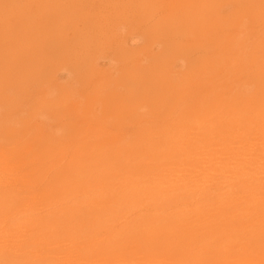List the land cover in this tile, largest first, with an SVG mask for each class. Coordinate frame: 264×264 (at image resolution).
<instances>
[{
	"label": "rangeland",
	"instance_id": "1",
	"mask_svg": "<svg viewBox=\"0 0 264 264\" xmlns=\"http://www.w3.org/2000/svg\"><path fill=\"white\" fill-rule=\"evenodd\" d=\"M205 129L214 158L246 142L249 173L264 172V0H0V184L11 201L0 198V208L12 207L8 221L62 210L63 196L44 194L60 185L59 166L68 169L63 183L73 171L85 182L69 199L86 201L134 165L174 173L185 157L170 150L177 142L187 149ZM143 144L163 146L161 166ZM244 196L259 202V217L245 226L264 227V189ZM86 233H22L0 243V264H182L137 237L117 250ZM204 263L264 264V251L242 241L224 246L222 260L186 264Z\"/></svg>",
	"mask_w": 264,
	"mask_h": 264
},
{
	"label": "bare ground",
	"instance_id": "2",
	"mask_svg": "<svg viewBox=\"0 0 264 264\" xmlns=\"http://www.w3.org/2000/svg\"><path fill=\"white\" fill-rule=\"evenodd\" d=\"M136 33L137 31L135 34ZM138 33L140 34V32ZM205 37L209 40V37ZM168 38L170 39V37ZM89 43H91V41ZM141 45L142 44H140V46ZM97 47H99V45H97ZM99 51H97V53H99ZM91 53L93 54V52ZM176 66H178V64H176ZM100 72L102 73V71ZM166 79L168 78H165V80ZM165 83L166 86L169 85L167 80ZM169 86H172V84ZM238 86L240 87V85ZM169 88L171 89V87ZM173 90L176 89L174 88ZM23 95L24 93L22 96ZM130 97L131 96H129V98ZM129 98H127V101L130 100ZM23 102L24 101H22V103ZM228 102L230 103V101ZM225 103L226 102L224 101V104ZM52 105H54L53 102ZM46 107L48 108L47 105ZM128 107L130 109L131 106H127V109ZM199 107H203V105ZM28 113L27 115L30 116ZM32 119L30 121H32ZM168 120L170 121L171 119ZM167 123L168 122H166V124ZM170 127L172 128V126ZM173 127H175V125ZM245 129L249 130L248 128ZM171 131L174 132L173 129ZM176 132L171 134L175 135ZM232 134H235L234 138L238 137V132H232ZM49 137L50 136H47V139ZM201 137L202 141L200 140L193 143H187L186 148L190 150L182 148L183 144L179 142H177L178 144H175L177 146L175 147V150H170V155L173 154V156H177L179 158L185 157V161L178 160L177 168H173L176 170L174 173L167 172V169L161 170L158 168L155 169L152 166L141 167L140 165H134L132 171H127L124 177L120 180H112L104 187L100 188L99 191L89 192L86 201L69 199L75 193L74 190L85 182L81 181L77 171H73L76 175L70 176L69 181L63 183L62 180L65 178V175H61V173H63L61 170L68 173V169L64 166H59V179L63 184L60 183V185H56L53 188H47L44 194L50 195L54 191L60 196H63L61 199V203L64 205L63 208H61L62 210L53 215L46 213V215L41 217L32 216L25 222H12L11 220L8 221L9 219L6 217L7 214L12 211V207L1 205L3 208H0V243L16 241L20 238L22 233L31 235L43 231L47 233H54L57 236L58 234H61V237H65V235H67L69 238H80L85 235H90L86 233V230H88L95 236L102 234L105 235L108 239L105 246L106 248H114L117 250H122L123 248L130 249V240L137 237L138 240L146 244L145 246L150 247L152 250L157 249V251L161 252L164 250L167 252L165 255L169 258L174 255L180 257L182 259V264L188 263V260L190 259H193V261L197 260L198 263L199 260L207 257L209 259L218 258L219 260H222L224 246H236L242 241L249 246H254L259 248V250L264 251V230H262L264 227L245 226L249 221L256 220L259 217L256 213H252V210H255V208L259 206V202L254 198L248 200L244 196L247 192L258 188L264 189V172L256 174L249 173V168L251 166L249 156L252 157V152L251 149L247 147L248 144L246 142L245 145L243 142H241L243 144L237 143L236 141L231 142L229 146L224 147V149H229L220 160L218 157L214 158V138L207 129L202 132ZM77 138H79V136ZM189 146L191 147L189 148ZM136 147L135 149L138 148ZM244 147L247 148H245V152L243 151ZM144 148L146 151L152 153L156 164H159L160 166L163 164L165 150H163L162 145L150 144L148 146L147 144H143L142 149ZM196 156H199L200 158L196 162V165L191 168L189 163H191V161H193V157ZM68 157L69 155L66 156L65 159H68ZM106 157L108 156L106 155ZM212 161L215 162L212 163ZM5 163L8 164L7 161ZM199 164H202V166ZM70 170L72 171V168H70ZM8 174H6V177ZM9 180H11V178ZM1 186L2 185L0 184V198L11 202L9 194L4 191ZM246 202H250L249 207H251V209H248L247 206H243ZM235 204H238L239 207L235 208ZM55 207L56 206H54V208ZM82 217L87 218V222H83L82 219L85 218ZM82 224H84L87 228H77ZM9 232L15 233L9 235Z\"/></svg>",
	"mask_w": 264,
	"mask_h": 264
}]
</instances>
